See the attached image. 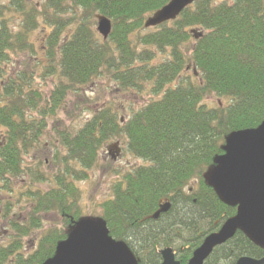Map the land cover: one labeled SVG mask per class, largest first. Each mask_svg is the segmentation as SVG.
I'll return each instance as SVG.
<instances>
[{"label":"trees","instance_id":"obj_1","mask_svg":"<svg viewBox=\"0 0 264 264\" xmlns=\"http://www.w3.org/2000/svg\"><path fill=\"white\" fill-rule=\"evenodd\" d=\"M169 1L0 0V264H42L54 255L82 218L74 182L88 177L110 138L125 140L134 163L111 183L94 218L137 264H160V249L172 246L186 264L235 214L206 178L225 137L264 120V0H197L146 27ZM97 15L110 21L106 39ZM100 79L113 82V93L150 97L120 112L112 101L94 106L61 135V148L52 142L59 168L51 173L41 158L48 122ZM47 80L50 91L39 85ZM163 203L168 209L154 217ZM47 214L61 227L36 233ZM245 255L260 258L264 249L237 231L204 264Z\"/></svg>","mask_w":264,"mask_h":264},{"label":"water","instance_id":"obj_2","mask_svg":"<svg viewBox=\"0 0 264 264\" xmlns=\"http://www.w3.org/2000/svg\"><path fill=\"white\" fill-rule=\"evenodd\" d=\"M195 1L170 0L148 17L145 26L173 20ZM96 19V29L106 39L110 21L103 15H97ZM206 182L219 201L235 207V214L203 239L186 264H204L214 248L237 231L264 249V120L255 128L233 131L225 137L222 154L213 158ZM167 209L168 203L161 204L153 216ZM160 256V264H180L170 247L160 250ZM42 264H137V261L125 242L109 235L102 218H81L67 237L58 242L54 255ZM235 264H264V256H241Z\"/></svg>","mask_w":264,"mask_h":264},{"label":"rangeland","instance_id":"obj_3","mask_svg":"<svg viewBox=\"0 0 264 264\" xmlns=\"http://www.w3.org/2000/svg\"><path fill=\"white\" fill-rule=\"evenodd\" d=\"M20 67L21 66L19 64V68ZM36 82L41 83L38 80ZM95 84L96 86L94 87L93 91L88 90L77 94L78 96H69V100L65 104L64 109L58 112L53 120L48 122V126L45 130L42 140H44V142L47 141L49 145H46L43 149L41 158L46 163L44 164L45 169H49L51 173L53 171H57V168H59L57 167V165H54L56 163V160L54 158L55 150L54 148H52V142L54 144H56L57 142V146L60 147L61 135L65 132L67 133V131H71L70 129L73 130L75 129V127L77 128L78 125L80 126L83 121H85L86 118H89V116L92 114L91 109L94 106L112 101L115 110L120 112L121 110L119 108L125 107L127 109V104L133 103L132 107L137 108L138 106L145 103L150 97L149 94L138 96L125 93L118 94V92L113 93L111 91L114 88L113 82L111 84H106V82H102L101 80L99 82L97 81ZM39 85H43L46 91L51 90L48 80L46 81V84ZM212 101L214 103V100ZM125 114V109H123L121 114L122 120L126 119L127 115ZM111 145L113 147H110ZM124 147L125 140L123 138H121L120 140L118 138H110L109 140H107L100 153L101 156L99 160L91 169L88 170V177L86 179L76 180L74 182L75 186L80 191L79 204L81 213H83L82 218H94V216L100 215L102 202L111 195V183L116 180V178H118L120 174L123 173V171L126 170V167L128 165L134 163V159L129 155L127 151H125ZM61 152L64 153L65 150L61 149ZM16 184H18V182H16ZM18 185H22V181H19ZM37 185L38 187L44 189L48 184L47 182H44L38 183ZM23 204L24 203L22 199V203L20 209H18V212L20 210L19 213L21 217L26 218V213L25 211H23L24 209H22ZM1 223L2 222L0 221V224ZM59 225L61 227L60 219H57L55 215L47 214L43 218L42 227L37 229L36 233H41L49 228L57 227ZM0 226L2 228L6 227V225ZM1 236L2 235L0 234V243L5 240L3 238L6 235H4L3 237ZM33 244L34 243L32 242V245ZM32 245L31 243L29 244L28 250L33 247ZM172 248H175V246H172Z\"/></svg>","mask_w":264,"mask_h":264},{"label":"flooded vegetation","instance_id":"obj_4","mask_svg":"<svg viewBox=\"0 0 264 264\" xmlns=\"http://www.w3.org/2000/svg\"><path fill=\"white\" fill-rule=\"evenodd\" d=\"M176 251V250H175ZM176 258H177V252H176ZM178 259V258H177Z\"/></svg>","mask_w":264,"mask_h":264}]
</instances>
